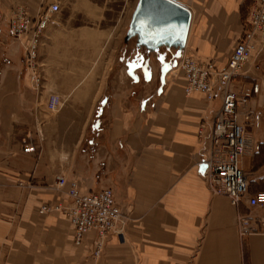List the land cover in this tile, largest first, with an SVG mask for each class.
Listing matches in <instances>:
<instances>
[{
  "label": "crops",
  "instance_id": "0c3cea01",
  "mask_svg": "<svg viewBox=\"0 0 264 264\" xmlns=\"http://www.w3.org/2000/svg\"><path fill=\"white\" fill-rule=\"evenodd\" d=\"M53 1L61 4L0 0V264H94V233L76 245L65 214L40 212L66 204L58 176L82 193L110 187L128 217L125 242L108 238L96 264H264V235H238L247 205L212 194L201 175L220 94L186 96L176 69L183 50L225 68L253 1L174 0L190 12L187 39L132 25L139 0L130 2L131 31H45L36 91L6 20L18 6L34 16ZM256 44L235 77L254 89L239 109L241 121L253 114L247 130L255 151L241 160L249 194L264 191V44ZM77 84L90 87L67 91ZM51 94L61 100L55 112L45 108ZM200 123L207 124L203 139Z\"/></svg>",
  "mask_w": 264,
  "mask_h": 264
},
{
  "label": "built area",
  "instance_id": "2783aa9c",
  "mask_svg": "<svg viewBox=\"0 0 264 264\" xmlns=\"http://www.w3.org/2000/svg\"><path fill=\"white\" fill-rule=\"evenodd\" d=\"M252 1L242 24V36L225 68L217 70L212 62L201 63L185 50L181 52L176 67L185 78L183 91L186 96L197 92L211 101L217 92L220 94L221 107L211 123V145L208 155L201 163V175L212 194L226 196L234 206L244 202L249 208L248 213H239L237 217L240 238L254 234L264 235V191L249 194L247 174L241 167L242 158L252 154L256 147L254 138L247 130L253 121L252 111H247V121L239 118V109L249 105L254 89L239 87L235 79L250 60L257 40L264 44V0ZM59 11L60 5L55 1L42 7L34 17L22 6H18L10 18V33L23 49L29 80L36 91L42 87V79L37 71V49L53 15ZM60 104L59 96L51 94L46 101V109L50 112L57 111ZM197 136L200 139L207 136L206 123L199 124ZM33 149V146L25 148L26 151ZM55 186L60 189L67 187L66 204H44L40 207V212L65 214L76 245L81 244L84 235L94 233L90 250V259L94 264L102 256L108 238H115L120 244L125 242L128 217L110 187L82 193L76 182L67 183L64 176L56 178Z\"/></svg>",
  "mask_w": 264,
  "mask_h": 264
},
{
  "label": "rangeland",
  "instance_id": "374dc122",
  "mask_svg": "<svg viewBox=\"0 0 264 264\" xmlns=\"http://www.w3.org/2000/svg\"><path fill=\"white\" fill-rule=\"evenodd\" d=\"M130 2L131 0H61V4H59L60 11L55 15H53V18L50 21V25L48 26V28L45 29V31H122V32L131 31L132 30L131 26L133 25L134 17L132 20V25L130 23L128 29H126L128 16L132 9ZM45 6L46 5H42L36 11V13H38V11H40V9H42V7ZM23 8L26 10L25 7ZM13 11L8 14L6 20V27L9 32L11 31L10 18ZM26 12L28 13L27 10ZM169 31H175V30L169 29ZM41 45H42V41L40 42L39 47ZM39 47L37 49V59H36L37 67H38L37 71L40 74L43 83L42 65L39 61V56H38ZM106 61H110V56L109 58H106ZM107 65L108 63L106 62V66ZM95 69L96 68H94V71ZM91 70H93V67ZM71 86L72 88H67V91H70L72 89L76 91H83L86 88L90 87V85H86V84H82V85L77 84ZM74 102H80V101H74ZM45 108H46V103H45Z\"/></svg>",
  "mask_w": 264,
  "mask_h": 264
},
{
  "label": "water",
  "instance_id": "95a60500",
  "mask_svg": "<svg viewBox=\"0 0 264 264\" xmlns=\"http://www.w3.org/2000/svg\"><path fill=\"white\" fill-rule=\"evenodd\" d=\"M189 20V10L174 0H139L134 15V23L143 25L154 35L162 30L174 29L182 38L186 31L181 27Z\"/></svg>",
  "mask_w": 264,
  "mask_h": 264
},
{
  "label": "bare ground",
  "instance_id": "6f19581e",
  "mask_svg": "<svg viewBox=\"0 0 264 264\" xmlns=\"http://www.w3.org/2000/svg\"><path fill=\"white\" fill-rule=\"evenodd\" d=\"M52 18H53V17H52ZM51 20H52V19H51ZM189 24H190V20H189L188 23H187V22H186V23L183 22V25H182V27H181L183 31H186V32H185L186 39H187L188 31H189V30H188V29H189ZM44 32H45V31H44ZM12 37H13V36H12ZM13 38H14V37H13ZM184 41H185V40H184ZM185 42H186V41H185ZM23 58H24V55H23ZM24 62H25V60H24ZM25 65H26V64H25ZM54 112H55V111H54Z\"/></svg>",
  "mask_w": 264,
  "mask_h": 264
},
{
  "label": "snow or ice",
  "instance_id": "6c2138e0",
  "mask_svg": "<svg viewBox=\"0 0 264 264\" xmlns=\"http://www.w3.org/2000/svg\"><path fill=\"white\" fill-rule=\"evenodd\" d=\"M133 66H135V65H133Z\"/></svg>",
  "mask_w": 264,
  "mask_h": 264
}]
</instances>
